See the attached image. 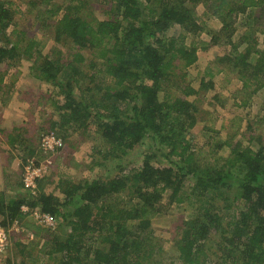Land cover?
<instances>
[{
  "label": "trees",
  "instance_id": "1",
  "mask_svg": "<svg viewBox=\"0 0 264 264\" xmlns=\"http://www.w3.org/2000/svg\"><path fill=\"white\" fill-rule=\"evenodd\" d=\"M20 1L34 19L25 29L0 0V66L30 62L52 88L39 132L64 147L91 139L94 157L88 177L56 181L58 194L39 186L45 175L34 197L1 195L7 231L32 224L24 205L56 223L33 225L32 240L11 233L7 263L264 264V117L250 112L264 92V0ZM213 47L224 53L204 67ZM229 104L235 114L217 116Z\"/></svg>",
  "mask_w": 264,
  "mask_h": 264
},
{
  "label": "rangeland",
  "instance_id": "2",
  "mask_svg": "<svg viewBox=\"0 0 264 264\" xmlns=\"http://www.w3.org/2000/svg\"><path fill=\"white\" fill-rule=\"evenodd\" d=\"M8 1L12 2L14 4L13 6L19 10L17 11L15 9L18 12L15 16L16 25L20 24L21 29L30 27L31 22L34 19L30 15H23L26 6L22 4L20 0ZM60 1L62 0H57V3L60 4ZM198 11L200 15H204L203 7L199 6ZM24 17H26V19H24ZM38 34V36L42 38L40 32H38ZM223 53L224 50L217 47L211 48L208 52H200L199 56L201 64L206 67ZM14 65L15 66L10 68L7 72L6 66H0V74H5L3 85L6 87L4 90L0 91V198L2 194L6 195V199L13 195L34 197L38 194L39 190H41V187L38 188V184L35 194H32L30 190L25 188L23 182L25 167L32 162L28 161L31 159L37 160L39 163L38 165L46 168L44 175L50 179L48 182L46 179L42 178L43 181L40 179L39 181L41 182L39 186L42 185L44 190L48 193L55 192L58 194L55 186L57 185L56 181H58L60 177L73 178L78 181L89 176L90 171L88 170V165L90 164L91 158L94 157L92 150L94 144L91 139L88 140L86 137L77 134L71 138L70 144H66L65 147L63 141V146L58 149L59 151L57 150V153H45L41 148L43 138L46 135L53 134H45L46 132L44 130L43 132H39V129H41V125H44L45 130H47L46 127L49 128L50 124L42 123L41 117L43 114H51L52 107L49 103L41 101L40 98L42 93H51L52 88L32 79L30 73L31 63L26 59L21 57ZM191 73L194 74L195 70L192 69ZM218 83H220V81H218ZM237 86L238 84L235 83V81H231L229 87L225 88L224 95L228 97L232 91L237 89ZM217 91H222L220 85H218ZM258 97L257 100H253L255 102L252 103L253 105L250 107V112L264 117V92ZM230 102L232 103L231 100ZM209 110L212 112L214 108L210 107ZM236 110L237 109H233L231 104H229L224 107L216 106L214 111H216L217 116L219 117H227L228 114L230 117L235 114ZM37 126L39 129H37ZM220 126L221 120L219 119L214 127L220 129ZM200 131L201 125L195 130L196 141L198 142L204 141V139H207L205 136H209V134ZM203 135L205 136L203 137ZM4 141H7L6 143H8L10 147H5ZM17 143H23L22 147L19 148ZM71 146L73 147L71 148ZM28 148H31L32 151L33 149L35 150L34 157L29 158L27 156ZM4 149H7L9 153L4 151ZM39 149L41 153L39 152ZM95 155L98 156L96 153ZM26 157L28 158L27 160L25 159ZM2 173H5L9 182L5 181L4 183L2 181ZM34 211L36 210L31 209L26 213L23 212L27 218L31 219V225L25 227L18 222V224H14L13 227L6 232L8 240L7 248L5 250L6 260L11 258L14 254V252H12L13 242L11 241V233H19L21 235L24 233L22 240L25 241L26 239H34V233L32 232L33 225L44 230H53L54 227H56V223L53 227L40 223L35 217ZM169 216H173L175 219L180 220L182 212L177 207L173 206V208L169 209V215L167 217ZM161 225L162 226L157 228V233L163 235L165 238L170 237L171 234H169V231L165 230V225ZM170 227L173 228L174 226L170 225ZM38 255H40V264L50 263L48 256H42L41 253H38Z\"/></svg>",
  "mask_w": 264,
  "mask_h": 264
},
{
  "label": "built area",
  "instance_id": "3",
  "mask_svg": "<svg viewBox=\"0 0 264 264\" xmlns=\"http://www.w3.org/2000/svg\"><path fill=\"white\" fill-rule=\"evenodd\" d=\"M63 146V141L61 138H58L54 135H46L43 138L41 148L45 153L51 152L54 154L57 150ZM28 161H32L25 167L23 182L25 188L30 190L32 194H35L38 181L44 178V174L46 172V168L44 166L38 165L39 163L35 159H31ZM22 212L26 213L31 210L26 205L21 207ZM35 217L40 221V223L47 225L49 227H53L55 225V219L51 215L47 213H41L40 210L34 211ZM17 224V223H15ZM13 227V226H12ZM7 230L0 227V264H8L5 259V250L7 248Z\"/></svg>",
  "mask_w": 264,
  "mask_h": 264
},
{
  "label": "crops",
  "instance_id": "4",
  "mask_svg": "<svg viewBox=\"0 0 264 264\" xmlns=\"http://www.w3.org/2000/svg\"><path fill=\"white\" fill-rule=\"evenodd\" d=\"M4 142H5V147H8V146L10 147V145H9L8 143H6L7 141H4ZM4 151L8 152L7 149H4ZM8 153H9V152H8ZM1 177H2V181H3L4 183H5V181H8L7 178H6L5 173H2V174H1ZM3 182H2V183H3ZM8 182H9V181H8ZM0 186H1V185H0Z\"/></svg>",
  "mask_w": 264,
  "mask_h": 264
}]
</instances>
